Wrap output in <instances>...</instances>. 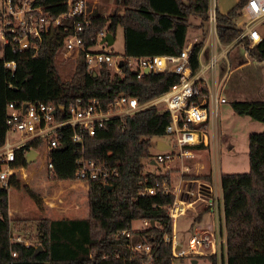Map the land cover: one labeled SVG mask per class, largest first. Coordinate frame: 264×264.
<instances>
[{
  "label": "trees",
  "instance_id": "1",
  "mask_svg": "<svg viewBox=\"0 0 264 264\" xmlns=\"http://www.w3.org/2000/svg\"><path fill=\"white\" fill-rule=\"evenodd\" d=\"M113 2L115 7L107 16L97 9L91 11L88 23L82 22L81 37L90 46L100 29L106 28L114 36L119 25L124 57L178 54L185 44L189 16L201 20L198 27L208 20V0ZM245 2L238 0L224 13L216 10L215 31L221 43H230L240 32L234 20ZM31 4L41 7L51 18L68 7L67 0H32ZM76 20L82 18H62L59 24L51 26L42 33L37 49L18 50L11 42L4 43L0 56V146L8 130L5 106L9 101L38 100L53 104L55 119L63 120L68 117V102L77 96L95 97L105 109L120 93L144 102L179 81V74L172 71H149L138 78V70L126 62L121 64V73L111 71L106 65L90 71L82 52L76 58L71 78L63 80L55 55ZM3 33L8 36L6 31ZM237 43L244 46L250 58L264 61V37L253 46H249L247 38ZM202 45L200 40L191 46L188 63L192 73L199 68L198 53ZM11 61L14 65H7ZM230 104L236 114L264 123V100L233 99ZM169 119L167 112L154 106L145 107L124 118L105 120L92 134L83 131L81 143L71 139L70 126H61L52 137L57 145L47 151V160L52 164L48 179L44 169L11 166L9 216L21 218L57 216L60 204L68 202L74 207L71 212L83 215L85 187L76 188V182L55 180L77 179L76 160L80 157L111 165L120 161L116 173L105 180L88 179L89 213L82 219L10 220L8 189L0 180V264H143L146 256L130 248L131 243L140 239L154 248L148 264H170L171 243L164 236L172 235L167 207L174 202L175 194L168 186V174L143 172L142 161L149 156L151 138L165 135ZM248 163L245 172L220 174L223 253L222 257L216 253L205 255L210 264H264V132L248 135ZM147 187H153L154 193H139ZM208 210L209 207L201 209L193 221ZM135 219L149 220L150 225L133 230ZM24 223L34 224L37 244L26 245L11 238L12 227ZM121 230H129L131 237L115 235Z\"/></svg>",
  "mask_w": 264,
  "mask_h": 264
},
{
  "label": "built area",
  "instance_id": "2",
  "mask_svg": "<svg viewBox=\"0 0 264 264\" xmlns=\"http://www.w3.org/2000/svg\"><path fill=\"white\" fill-rule=\"evenodd\" d=\"M31 1L2 0L4 4L1 11L3 18L2 31L8 33L6 37L3 33V38L5 42H11L18 50L37 49L42 33L46 32L51 26L59 24L62 18L81 17L82 20H76L72 31L64 36L63 43L58 48V51L73 53L75 59L82 52L86 59V67L90 71L106 65L111 71L121 73V64L126 62L138 70L136 74L138 78L145 73L144 69L147 68L149 71L154 72H175L179 74V81L166 91L144 102H139L134 96L120 93L105 109L101 107L99 100L95 97L85 98L77 96L68 102V117L63 120L55 119L56 108L53 104L38 100L18 103L7 102L5 106V121L8 124V130L5 133L4 144L0 146V162L5 165L4 169L0 170V180L3 184H7L10 172L9 164L16 157L14 142H21V140H9L8 133L11 131L19 132L22 135L33 134L35 137H41L46 140L49 148L57 145L56 140L52 138L55 130L61 126H70L73 130L71 139L81 143L83 131L87 130L92 134L96 126H101L109 118H124L132 115L137 110L154 106L158 111H165L169 114L170 119L165 126V135L171 138L172 145L169 144L168 152L161 150L155 157L151 158L153 162H161L166 158H170L173 154L180 156L193 155V150L189 149L188 146L201 145L206 147L210 143L211 136L209 135L208 124L215 126L218 105L225 103L227 99L219 93V85L207 83L196 76L195 73H192L188 63L192 44H185L178 54L141 57H124L121 55L120 61L115 62L113 53L106 51L102 47L103 44L107 45V41L103 39L108 32L106 28L100 29L95 34V42L90 46L85 45L81 37L82 22L88 23V16L91 13L88 8L90 0H67V10L56 18L49 17L43 12L41 7L33 6ZM215 12V1L209 0L208 20L211 24H215ZM239 12L246 17V20L240 21L242 27L236 39L247 38L249 46H253V44L262 39L256 24L264 20V0H246ZM216 60L217 55L212 54L206 66L213 76ZM7 65L13 66L14 62H7ZM21 145L22 142L18 147ZM76 162L78 165L76 170L77 179L86 182L90 178L105 180L111 174L116 173L117 166L120 164L119 160L114 165H111L103 161L99 162L83 157L78 158ZM46 167L48 169L52 167L51 162L47 161ZM206 187L208 188L205 193L200 191L196 194L189 192L194 196L190 202L200 201L214 211L217 201L215 187L210 184H207ZM139 193L152 194L154 193V188L147 187ZM218 201L222 205L221 192L218 196ZM184 204L181 199H178V196H175L174 202L167 207L172 224L179 214L185 213L187 207L184 208ZM175 213H177L176 216ZM142 220L144 225H150L149 220ZM117 234L125 235L127 238L131 237L129 230H121L115 235ZM12 239L22 241L19 236ZM164 240L171 243L170 264H182L184 257L190 260L216 253L214 249L216 240L218 244L216 248L219 251L221 242L224 239H220L218 231L209 232L205 230L200 233L190 234L185 244L178 242L173 234L170 237L165 235ZM24 243L28 245L26 242ZM130 248L146 256V262L143 264H148L153 258L154 248L145 239L131 243ZM206 248L209 249L206 250ZM12 255L14 256L15 252H12Z\"/></svg>",
  "mask_w": 264,
  "mask_h": 264
},
{
  "label": "rangeland",
  "instance_id": "3",
  "mask_svg": "<svg viewBox=\"0 0 264 264\" xmlns=\"http://www.w3.org/2000/svg\"><path fill=\"white\" fill-rule=\"evenodd\" d=\"M234 1L235 0H216V4L218 9L225 11L233 5ZM88 5L90 11L97 9L98 13L104 16L111 13L115 7L113 0H90ZM3 7L4 4L2 0H0V56L2 55L3 45L5 43L2 31L3 18L1 16ZM192 18L191 21L197 19L196 16H192ZM241 20H246V17L239 14V16L235 18V21L238 25H241ZM257 27L259 31L264 34V21ZM194 28V26L190 27L187 40H191L194 37L196 38L194 35L197 30ZM102 47L106 51L113 53L115 62L120 61L123 50L121 26L118 25L116 27L114 41L111 44H103ZM227 50V54L225 53V55L218 57L215 67L216 86L219 85V93L226 97L227 102L218 105L217 114L215 116V126H211L210 123L208 124L209 135L211 136L210 143L206 147L193 149L198 154L195 153L191 156L173 154L170 158L151 164L150 159L155 157L159 152L156 148V138H152L149 156L142 159L144 164L143 172L153 171L168 174L170 179L169 188L175 195L180 193L183 203H188L185 204L187 205V209L185 213H182L184 215L193 212L196 206L202 207L200 201L195 204L190 202L194 196L189 192L194 194L198 193V191L205 193V190L208 188L206 184H210L214 187L213 175L216 181V176H220L223 172H245L249 169L248 135L253 132H264V123L252 120L248 116L236 114L230 104V99L233 100L235 97L239 99H264V61H257L249 58L241 43L232 45ZM55 63L63 80L70 79L76 63L74 54L57 50ZM19 134V132H9L8 138L12 141L19 138L21 135ZM161 139L172 145V140L169 136L163 135ZM173 149L176 150L175 147H173ZM163 151L168 152V149ZM0 169H4V167L1 165ZM200 175L209 176L210 178L208 177L207 180V177H202ZM193 178H200V183H194L193 186L192 184L184 183V185L182 183L184 180ZM216 187L215 194L217 201L215 203V227L213 230L215 232L218 231L219 236L221 234L220 239L223 240L222 205L218 201L220 192L218 187ZM187 222L188 218L182 217V215L175 220V228H177L179 235H185L191 232V229L187 227ZM133 227L139 229L142 228V225L140 221L134 220ZM197 233L200 232L197 231ZM34 234L35 226L32 223L14 225L11 230V238L19 236L21 240L27 242V244H37L36 238L33 236ZM176 238L178 242L182 244H185L187 240V237L184 236H176ZM216 247H218L217 240L214 249L216 250L217 256L220 255L222 257V249L220 248L218 251ZM209 248H206V250ZM197 259V264H210V262H208L209 260L204 256L198 257ZM187 260L186 258L185 264H188Z\"/></svg>",
  "mask_w": 264,
  "mask_h": 264
},
{
  "label": "crops",
  "instance_id": "4",
  "mask_svg": "<svg viewBox=\"0 0 264 264\" xmlns=\"http://www.w3.org/2000/svg\"><path fill=\"white\" fill-rule=\"evenodd\" d=\"M214 1H215V9L218 10L219 12L224 13V12H226L229 9L228 8L225 11H223L221 9H218L217 4H216V0H214ZM237 1L238 0H235L234 3H233V5ZM192 16H194V15H191L188 18L189 26L187 28L185 44H187V43L193 44L194 42L203 40V45H202V47H201V49H200V51L198 53L199 68L195 72V75L198 76L200 79L205 80L207 83L215 84L216 83L215 82L216 81V71H215L214 76H213L211 74L210 70H208L207 67H206L207 66V63H208V60H209V57L212 54H215V55H217V59H218L219 56L225 55V53L227 54L228 53V50L227 49L230 46H232V45L238 44L237 43L238 39L235 38L230 43L223 44V43H221L219 41V39L217 37L216 31H215V24H211L209 22V20H207L206 22H204V24H203L202 27H198V24L201 22V20L196 16L197 19L191 21V19H193ZM263 21L264 20H262V21H260V22H258L256 24V28L257 29H258L257 26L259 24H261ZM234 22H235L236 26L239 29L242 27L241 25H238L235 20H234ZM191 26H194L195 27L194 29L197 30V32L194 35V36H196V38L194 37L191 40H187V34H188L189 29H190ZM258 31H259V29H258ZM259 33L261 34L262 37H264V34H262L260 31H259ZM216 50H218V51H216ZM246 54H247V52H246ZM216 62H217V60H216ZM207 73H208V76H207ZM233 99H239V98L235 97ZM245 99H247V100H257V99H254V98L253 99H251V98H245ZM230 100H232V99H230ZM258 100H264V99H258ZM8 135H9V133H8ZM152 138H156V139L157 138H160L161 139V136L160 137H152ZM15 140L16 141L21 140L22 145L20 147H18L21 144V142L20 143L14 142L15 143L14 144V147L16 149V157L9 164V168H11V166H12L14 169H18V168L20 169V167L22 166V167H27L28 170L31 169V168L36 169V170L37 169H44L45 178L48 179V177H47L48 168L46 167V164H47V161H48L47 160L48 147H47L46 140L43 139V138H41V137L40 138L39 137H35V136H33V134H25V135H22L21 134L19 138L14 139L13 141H15ZM164 142L166 143V141H164ZM201 148H203V146ZM189 149H192L193 150V149H196V148H189ZM198 149H200V148H198ZM160 151L161 150H159V152ZM192 152H193V155L195 153L198 154L194 150ZM189 156H191V155H189ZM39 162H42L43 165L42 164H39ZM150 163L151 164H155V162H153L152 159H150ZM1 165H2V167H5V165L3 164V162H0V168H1ZM0 170H2V169H0ZM154 173H164V172H154ZM19 176H21V175H19ZM200 176L203 177L204 175H200ZM212 179H213V183H214L213 186L214 187L217 186L218 189H219V191L221 192V190H220V176L219 175H218V177L216 176V181H215V176L213 175ZM55 181H58V182H76L77 183L76 184L77 185L76 188H82V187L84 188L85 187V189H86V193H85L86 210H85V213L83 215H77V214L71 212L72 210H74V207H73V204L71 202H68L66 204H60V206L58 208L59 214L57 216H47L46 215V216H38V217H21V218L20 217H13V218L10 217L9 216L10 173H9L8 179H7V184H6L7 185V189H8V217H9V219L10 220H15V219H33V218H49V219H82V218H87L88 217V213H89V209H88V183L86 181H84V180H79V179H62V180H55ZM200 181H201L200 178H193V179H189V180H184V181H182V183L183 184L184 183L192 184V186H193L194 183L195 184L197 182L200 183ZM207 182H210V181H207ZM175 196H178V199H181L180 193L176 194ZM191 203L195 204V203H198V201L197 202H191ZM185 204H188V203H185ZM205 207H207V206H205L202 203V207H197L196 206L195 207V210L193 212H190V213L185 214V215L184 214H179L177 216V218L180 215H182V217L188 218L187 227L189 229H191V232L188 233V234L186 233L185 235L184 234L179 235L177 228H175V225L176 224H175V221H174L173 222V225H172V234L175 235V237L176 236H178V237H183V236L184 237H188L190 234L197 233V231L198 232H201V231L208 230L209 232H213L214 231L213 229L215 227V210L213 211V209H211L210 207H209V210L208 211L204 212L201 215V218L199 220L193 221V219L200 212V210L203 209V208H205ZM135 220L140 221V223L142 225V228L147 227V225H144L143 224V220H139V219H135ZM133 221H132V229L133 230L142 229V228L135 229L133 227ZM185 261H186V258H183L182 259V264H185ZM187 262H188V264H197L198 263V259L197 258H193V259H190V260L188 259Z\"/></svg>",
  "mask_w": 264,
  "mask_h": 264
},
{
  "label": "water",
  "instance_id": "5",
  "mask_svg": "<svg viewBox=\"0 0 264 264\" xmlns=\"http://www.w3.org/2000/svg\"><path fill=\"white\" fill-rule=\"evenodd\" d=\"M103 39L107 41V44H111L113 42V40H114V36L111 33L107 32ZM144 72L148 73L149 70L147 68H145ZM155 143H156V148L159 149V150H165L167 148L168 149L170 148L169 144L165 143L160 138H157Z\"/></svg>",
  "mask_w": 264,
  "mask_h": 264
},
{
  "label": "bare ground",
  "instance_id": "6",
  "mask_svg": "<svg viewBox=\"0 0 264 264\" xmlns=\"http://www.w3.org/2000/svg\"><path fill=\"white\" fill-rule=\"evenodd\" d=\"M10 174H11V168H10V172H9ZM187 207V205H185L184 204V208H186ZM177 215V213H175V216Z\"/></svg>",
  "mask_w": 264,
  "mask_h": 264
}]
</instances>
